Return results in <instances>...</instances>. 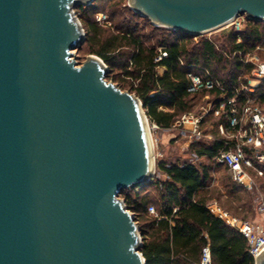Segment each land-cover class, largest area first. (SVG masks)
<instances>
[{
	"label": "water",
	"instance_id": "obj_1",
	"mask_svg": "<svg viewBox=\"0 0 264 264\" xmlns=\"http://www.w3.org/2000/svg\"><path fill=\"white\" fill-rule=\"evenodd\" d=\"M94 1L0 0V264H146L120 198L156 171L143 104L99 57L72 53L85 43L74 9ZM128 7L192 37L244 14L264 21V0Z\"/></svg>",
	"mask_w": 264,
	"mask_h": 264
},
{
	"label": "trees",
	"instance_id": "obj_2",
	"mask_svg": "<svg viewBox=\"0 0 264 264\" xmlns=\"http://www.w3.org/2000/svg\"><path fill=\"white\" fill-rule=\"evenodd\" d=\"M74 11L85 36V43L77 51L99 57L108 68L106 80L135 95L143 104L147 119L163 129H169L204 95V92L199 95L188 92L189 65L206 68L220 85L231 89L238 86L239 80L246 83L245 76L251 70L250 65L243 67L238 56L230 58L232 53L238 51L245 55L255 52L258 45L264 46V21H248L243 31L232 28L212 43L204 37L195 42L184 32L150 25L122 0H95ZM98 13L107 15L111 27H102L96 22ZM237 36L241 43L237 44ZM161 46L167 58L155 63L157 49ZM157 65L166 71L161 78L155 71ZM257 91L264 92V80ZM257 104L264 106V94L257 98ZM218 145L217 140L193 142L188 147L189 160L195 158L199 162L177 161L168 166L158 163L156 173L165 174V181L158 179L121 193L120 198L134 215L140 230V253L146 264L198 262L207 244L212 264H254L247 254L245 239L215 218L206 208L212 201L200 195L212 180L211 160ZM150 205L161 219L149 216ZM258 217L261 221L262 216Z\"/></svg>",
	"mask_w": 264,
	"mask_h": 264
},
{
	"label": "built area",
	"instance_id": "obj_3",
	"mask_svg": "<svg viewBox=\"0 0 264 264\" xmlns=\"http://www.w3.org/2000/svg\"><path fill=\"white\" fill-rule=\"evenodd\" d=\"M237 20L239 17L231 20L230 23L240 32L242 23ZM246 21L248 22L247 19ZM96 22L102 27L110 25L105 13H98ZM205 34L193 36L192 39L197 42L199 37H204L214 43V40L207 38L204 36ZM237 38V44L241 43V38L239 36ZM261 49L260 46L256 47L255 52L245 53V55L238 51L232 53L230 58L238 56L243 67L250 65L251 70L245 78L246 83L239 80L238 86L231 89L220 85L218 79L213 77L206 68L189 65L186 74L188 92L191 95H199L204 92L203 97L207 101L206 105L202 106L198 113L185 112L169 129L160 128L148 119L149 130L154 134L153 145H157L162 136L170 130H178L183 138L187 137L186 147L202 138L211 142L217 140L219 145L211 160L214 166L224 167L232 182L240 185L244 190H251L255 185V180H261L264 186V107L257 104V98L264 94V92L258 93L257 91L260 83L264 80V61L257 53ZM166 58L165 48L159 47L154 62L159 63ZM155 71L159 78L166 72L163 67L158 65L155 67ZM229 91H232L231 96L227 95ZM206 116L217 118L218 122L214 127L217 133L216 138L205 133L202 128ZM212 128L213 126L210 127V129ZM199 161V159L192 158L189 163L196 164ZM159 163H163V161ZM158 179L160 180V174L155 171L151 181L155 183ZM206 208L215 218H219L225 225L241 234L247 242V254L252 257L255 263L259 253L264 249V197L261 198L258 205V212L262 216V220L255 224L232 216L215 201L208 203ZM173 211L175 212L176 209ZM147 212L154 219L162 218L152 205L147 208ZM191 264H212L208 244L203 247L200 260Z\"/></svg>",
	"mask_w": 264,
	"mask_h": 264
},
{
	"label": "rangeland",
	"instance_id": "obj_4",
	"mask_svg": "<svg viewBox=\"0 0 264 264\" xmlns=\"http://www.w3.org/2000/svg\"><path fill=\"white\" fill-rule=\"evenodd\" d=\"M126 7L129 6V0H122ZM129 8V7H128ZM247 17L244 16L239 17V22L242 23V29L244 30L245 26L249 23L246 21ZM79 20V19H78ZM107 27H111L110 25H106ZM104 26V27H106ZM232 28L236 29L232 23H230L226 27L218 28L213 30V32H209L205 34L207 38L214 40L218 38L221 34L228 33ZM240 31V32H241ZM225 32V33H223ZM262 48L258 53L261 60L264 61V46L258 45L257 47ZM73 58L79 63V65L88 62L89 56L91 54H87L84 51H76L73 50ZM250 74V73H249ZM247 75L245 76V78ZM109 82V80H107ZM115 85V84H114ZM206 100L204 97H201L199 100L194 101V106L190 110L192 112L198 113L200 112V108L206 105ZM264 107V106H262ZM217 122V118L206 116L204 120L202 128L204 129L205 133L211 134L213 138H216L215 132V125ZM210 129V127H212ZM149 129V127H148ZM150 139L152 142V138L154 134L149 130ZM187 137L183 138L182 135L178 132V130H170L168 133L162 136L161 140L157 145H153L152 143V150H153V160L156 169L158 167V163L163 161L165 165H169L170 163H174L177 161L186 162L189 160L188 155V147L185 146L187 144ZM211 142L207 139H201L198 142ZM197 142V141H196ZM213 142V141H212ZM213 171L214 176L212 175V180L207 185V188L202 191L200 194L201 196H206L209 201H215L219 204L224 210L230 213L232 216H235L241 220L247 222H257L259 219L258 215V205L260 204L261 198L264 197V190H263V182L261 180H255L254 187L247 191L244 190L240 185L233 184L231 179H229L228 174L225 170L221 168L214 169ZM155 169V170H156ZM167 178L165 174H160V181H165ZM226 185H229V188H226Z\"/></svg>",
	"mask_w": 264,
	"mask_h": 264
},
{
	"label": "crops",
	"instance_id": "obj_5",
	"mask_svg": "<svg viewBox=\"0 0 264 264\" xmlns=\"http://www.w3.org/2000/svg\"><path fill=\"white\" fill-rule=\"evenodd\" d=\"M202 159H203V158H202ZM202 159H201V160H202ZM217 168H221V169L225 170V172L227 173V171H226V169H225L224 167H222V166H215V167H214V169H217ZM227 174H228V173H227ZM212 175L214 176V171H213V170H212ZM228 176H229V175H228ZM199 194H200V193H199ZM199 194H198V195H199ZM259 221H260V220L258 219L257 222H259ZM204 236H206V234H204Z\"/></svg>",
	"mask_w": 264,
	"mask_h": 264
},
{
	"label": "bare ground",
	"instance_id": "obj_6",
	"mask_svg": "<svg viewBox=\"0 0 264 264\" xmlns=\"http://www.w3.org/2000/svg\"><path fill=\"white\" fill-rule=\"evenodd\" d=\"M229 24H230V21H229L227 24H224V25L220 26L219 28L226 27V26H228ZM147 128H148V127H147ZM149 139H150V135H149ZM150 141H151V139H150Z\"/></svg>",
	"mask_w": 264,
	"mask_h": 264
}]
</instances>
